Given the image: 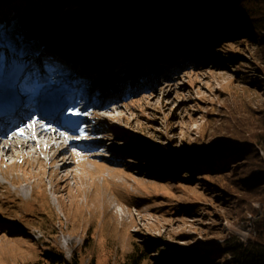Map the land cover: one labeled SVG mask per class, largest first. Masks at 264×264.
<instances>
[{"label":"rangeland","instance_id":"374dc122","mask_svg":"<svg viewBox=\"0 0 264 264\" xmlns=\"http://www.w3.org/2000/svg\"><path fill=\"white\" fill-rule=\"evenodd\" d=\"M110 3L122 15L128 11L122 0ZM102 9L86 26H66L77 21L76 10H63L50 48L33 39L17 47V30L42 25L49 6L40 0L0 4V101L10 94L15 61L29 67L27 77L35 73L24 106L30 117L62 87L68 102L91 113L65 118L69 104L59 112L56 125L79 120L87 138L64 142L69 151L53 167L33 155L0 163V264H33L50 246L69 260L77 255L81 264H126L140 253L142 264H165L171 256L228 264V242L256 239L264 216V191L238 183L264 175L260 44L225 39L198 52L203 42L197 37L167 47L171 40L150 31L136 46L138 63L121 59L117 47L107 60L88 61ZM53 76L59 85L48 80ZM110 91L115 98L102 107ZM67 135L79 133L72 128ZM241 150L248 156L236 158Z\"/></svg>","mask_w":264,"mask_h":264},{"label":"trees","instance_id":"16d2710c","mask_svg":"<svg viewBox=\"0 0 264 264\" xmlns=\"http://www.w3.org/2000/svg\"><path fill=\"white\" fill-rule=\"evenodd\" d=\"M2 1L8 3L10 0H0V4ZM52 1L40 0L41 4L49 6L46 21L42 25L33 24L32 27L17 30V47L24 41L33 39L50 48L49 39L58 24L57 17L63 10L67 9L68 12L76 10L74 16L77 17V21H67L65 25L86 26L90 21V14L102 7L104 19L97 22L90 33L92 37L89 43L93 49L84 55V59L88 61H94L96 58L100 62L107 60L112 48L117 47L121 59L138 63L136 46L145 44L144 33L150 31L161 38L171 40L167 47L177 38L197 37L203 42L198 45V52L200 46L213 47L225 39L235 44L240 40L244 43L254 41L260 44L259 58L264 61V0H122L123 5L128 7L125 15H122L110 0H55L54 3ZM3 27L4 25L1 29ZM77 32L81 35L82 30ZM21 36L24 37L23 40L20 39ZM210 36L216 37L218 43L209 45L212 42L209 40ZM246 152L247 150H241L234 156L246 157L248 156ZM161 164L166 163L161 161ZM188 172L191 174L190 170ZM238 183L245 191L260 189L264 191V175L248 176ZM258 226L257 238L247 244L235 239L228 242L227 251L223 254L230 257L228 264H264V216L259 220ZM145 259L144 253L134 254L126 264H142ZM186 259L185 256H171L164 262L190 264L188 261L185 263ZM193 260L196 262V259ZM175 261L176 263H173ZM33 264L81 263L77 255L69 260L62 251L50 246Z\"/></svg>","mask_w":264,"mask_h":264},{"label":"bare ground","instance_id":"6f19581e","mask_svg":"<svg viewBox=\"0 0 264 264\" xmlns=\"http://www.w3.org/2000/svg\"><path fill=\"white\" fill-rule=\"evenodd\" d=\"M28 68L25 67L23 72H15L13 81L11 83L10 94L5 100L0 101V163L5 161L6 157H12L16 159L18 157L28 158L30 155L35 154L40 160H44L43 154H47L49 157V165H56L69 151V147H63V143H71L70 140L72 137H69V140L65 141L63 137L59 135L60 131H64L67 135V129H72L73 127L68 126L67 124H61L60 121L56 120L59 118V112L63 107L70 105L74 107L76 102L73 100H66V88H61L57 93L61 92L62 94H49L47 97L39 101V104L36 105L35 111L38 113L39 117L41 116L39 123L36 126V140H32V132L27 130L25 135L21 136H12L9 139V136L13 130L17 127H21L24 123H27L30 119L29 112L25 111L23 108L28 102L29 99V85L28 80L25 81L27 77ZM33 69V68H32ZM19 76V79H16V76ZM58 76V75H57ZM57 76L50 77L48 80H52V85H59L60 81ZM13 85H15L13 87ZM21 85L25 86V90L21 89ZM113 91H110L105 96V99L101 103L102 107L108 108L110 102H106L108 98H115ZM74 97L75 94L70 95ZM110 109V108H109ZM23 121V124H19L17 121ZM40 124L50 125L52 128H55L54 132L44 131ZM47 145V149H44V145ZM70 145V144H69ZM18 152H21L20 154ZM47 157V156H46ZM64 167L58 168L53 172V177L57 178L60 175V171H63Z\"/></svg>","mask_w":264,"mask_h":264},{"label":"snow or ice","instance_id":"6c2138e0","mask_svg":"<svg viewBox=\"0 0 264 264\" xmlns=\"http://www.w3.org/2000/svg\"><path fill=\"white\" fill-rule=\"evenodd\" d=\"M21 40L24 39L23 36L20 37ZM21 55H23V52H21ZM14 64V69H13V73L19 71V72H23L24 68L26 67V65H19V66H15V61L13 62ZM54 69H49V71H53ZM4 73H5V69L3 67V64L2 62H0V80L3 79V76H4ZM31 75H35V73H31L28 77H25V81H27ZM16 79L18 80L19 79V76L17 75L16 76ZM15 85H13L14 87ZM21 89L22 90H25V86L24 85H21ZM103 114V113H102ZM91 115L90 112L88 111H81V109L79 107H68L66 109V111L62 112V116L67 118V117H76V118H79L81 116L83 117H89ZM39 123V118L35 115H32L30 117V119L28 120L27 123H24L23 126L21 127H17L15 130H13L9 136V139L12 137V136H21L23 137L25 135V131L26 129L31 131L32 132V136H31V139L32 140H36L37 139V136H36V126L37 124ZM64 123L67 124L68 126L70 127H73L75 131H77L79 133L78 136H73L72 139L73 140H80V139H86L87 136H86V132H85V127L86 126H81L80 124V121L79 120H68V119H65L64 120ZM40 127L44 130V131H47V132H54L56 131L55 128H52L50 125H44V124H40ZM59 135L61 137H63L65 139V141L69 140V137L68 135H66V133L64 131H60L59 132ZM73 151V154L76 155V156H80L81 153L76 151V149H72Z\"/></svg>","mask_w":264,"mask_h":264}]
</instances>
